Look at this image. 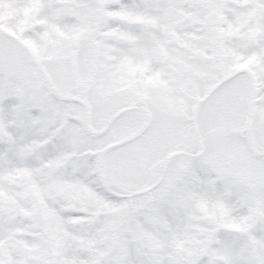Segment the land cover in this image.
<instances>
[{"label": "snow or ice", "instance_id": "obj_1", "mask_svg": "<svg viewBox=\"0 0 264 264\" xmlns=\"http://www.w3.org/2000/svg\"><path fill=\"white\" fill-rule=\"evenodd\" d=\"M0 264H264V0H0Z\"/></svg>", "mask_w": 264, "mask_h": 264}]
</instances>
